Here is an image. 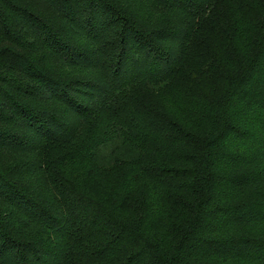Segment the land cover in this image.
I'll list each match as a JSON object with an SVG mask.
<instances>
[{
  "label": "trees",
  "instance_id": "obj_1",
  "mask_svg": "<svg viewBox=\"0 0 264 264\" xmlns=\"http://www.w3.org/2000/svg\"><path fill=\"white\" fill-rule=\"evenodd\" d=\"M99 1L0 0V264H264V0H128L116 70Z\"/></svg>",
  "mask_w": 264,
  "mask_h": 264
},
{
  "label": "rangeland",
  "instance_id": "obj_2",
  "mask_svg": "<svg viewBox=\"0 0 264 264\" xmlns=\"http://www.w3.org/2000/svg\"><path fill=\"white\" fill-rule=\"evenodd\" d=\"M100 3H106L107 6H109L106 10L108 11H105V13L102 12L103 16L102 18L100 19L103 23H104V32H96V31H92L94 33H90L92 36H94L95 38H97L98 40H102V38L104 37L102 43H103V51H102V56L103 54H106V53H111V57L107 58V59H104L102 62V64L105 65V69H108V67L112 68L113 70H116V68L120 67L121 66V55H122V52H123V46L121 45L122 42H123V32L125 30V26L130 27L131 24H129V22L127 23V19H129V15L130 17L132 16V13H129L128 15H125L124 13V9H126V7H129L128 6V0H101L99 1ZM85 11L83 12L84 15L86 17V19L88 21H92V13H94L93 10H98L99 7H96V5L89 3L87 2L85 5ZM111 8V9H110ZM141 18V16H140ZM85 20V18H84ZM88 24L91 25L90 22H87V24H85V26H89ZM92 24H95V22H93ZM93 28V26H90ZM91 28V29H92ZM47 35V34H46ZM48 40L49 43H53V46H54V50L56 51L57 55L61 56V55H65L62 53V48H65L68 46V41L69 38L72 39V37H67L66 35H60V34H56L54 33L52 36H45ZM68 38V39H67ZM70 41V40H69ZM59 50V51H58ZM205 51L206 49L201 45V47H198L196 48L195 50V56L198 55V54H201V55H204L205 54ZM65 52V51H63ZM67 53V52H65ZM155 52L154 51H150L149 53H147V56H144L145 59H149V60H153L156 56L154 55ZM79 59L76 60L80 63L87 61L86 59H84L83 57H78ZM90 58L89 61L91 62H98L97 59L95 57H88ZM125 69L127 67L123 66ZM111 69V70H112ZM104 74L103 71H100L98 74L95 75V79H98L99 77H102ZM103 80V79H102ZM82 85H77L75 88L72 87L71 88V93L75 94V92H79L81 89H82ZM138 91L137 88L133 91ZM117 97H119V103H115L114 104V110L115 111H122L124 110L127 105H133L135 104V102L131 101V94H118ZM127 98L130 102L128 104H122L120 102H123L124 99ZM105 119L101 118L100 119H95L93 118V121L91 119H88L86 121V127L88 128V125L90 123H92L94 126L96 127H101V125L103 124L102 122H104ZM22 187H20L21 189ZM27 187L25 186V189ZM24 190V189H23Z\"/></svg>",
  "mask_w": 264,
  "mask_h": 264
}]
</instances>
